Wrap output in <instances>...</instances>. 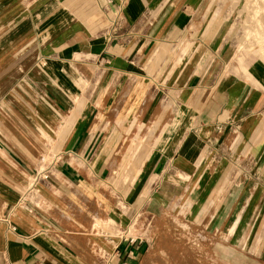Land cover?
<instances>
[{"label":"crops","instance_id":"0c3cea01","mask_svg":"<svg viewBox=\"0 0 264 264\" xmlns=\"http://www.w3.org/2000/svg\"><path fill=\"white\" fill-rule=\"evenodd\" d=\"M210 13L0 0V264H141L147 217L238 141L264 183V27L238 52Z\"/></svg>","mask_w":264,"mask_h":264},{"label":"rangeland","instance_id":"374dc122","mask_svg":"<svg viewBox=\"0 0 264 264\" xmlns=\"http://www.w3.org/2000/svg\"><path fill=\"white\" fill-rule=\"evenodd\" d=\"M205 4L212 18L224 19V32L238 52L260 54L264 0H205ZM224 156L215 174L192 183L195 198L185 197L186 192L147 217L148 246L141 264H210L209 257L217 264H260L264 223L260 152L247 151L238 141ZM225 163L233 166L232 175L227 173L231 169L219 172Z\"/></svg>","mask_w":264,"mask_h":264},{"label":"bare ground","instance_id":"6f19581e","mask_svg":"<svg viewBox=\"0 0 264 264\" xmlns=\"http://www.w3.org/2000/svg\"><path fill=\"white\" fill-rule=\"evenodd\" d=\"M209 261H210V264H217L216 260L215 259L212 260L211 257H209Z\"/></svg>","mask_w":264,"mask_h":264}]
</instances>
